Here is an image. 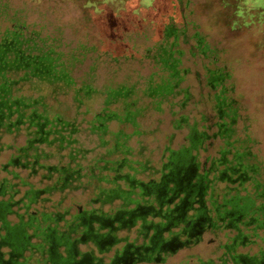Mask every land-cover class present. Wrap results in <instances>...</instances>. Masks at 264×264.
Listing matches in <instances>:
<instances>
[{
    "label": "rangeland",
    "instance_id": "obj_1",
    "mask_svg": "<svg viewBox=\"0 0 264 264\" xmlns=\"http://www.w3.org/2000/svg\"><path fill=\"white\" fill-rule=\"evenodd\" d=\"M235 5L236 0H0V33L16 31L45 38L75 82L71 89L92 88V99L84 103L90 107H81V112L98 113L114 91H129L126 102L132 107H121L124 102L120 101L109 110L120 117L128 111L131 120L112 122L109 127L112 132L130 136L129 145L135 154L140 151L136 156L142 161L160 167L168 149L178 151L189 145L188 134L195 127L208 134L204 147L195 153L204 172L214 159L232 161L234 155L242 153L253 178L242 186L224 179L216 186L217 194L220 200L224 194L231 199L237 187L241 195L255 196L257 208L262 209L259 221L264 224V21L249 20L247 24L248 18L240 17ZM243 12L255 14L259 10L245 8ZM232 20L238 24L234 26ZM163 48L170 50L172 63H178L177 81L158 57ZM213 75L223 78L216 86L210 84ZM166 85L175 87L173 94L157 97L147 92L153 86ZM49 87L42 84L40 93L52 114L76 115L74 92L55 96ZM178 93L185 96L178 97ZM217 100L230 114L237 113L234 122L227 120L233 130L230 139L215 136ZM4 142L11 143V137ZM9 155L3 154L0 162ZM94 196L96 193L88 189L56 194L54 200L63 202L66 221L78 211L114 213L120 207L119 203L94 204ZM206 205L212 210L210 195ZM8 219L16 223L18 216ZM141 226L138 222L129 230L119 231L118 236L144 243V238H139ZM261 226L239 223L233 227L225 219L218 222V228L206 229L199 239L158 261L139 264H223L224 258L226 264H238L226 247L241 232L247 240L238 242L234 254L261 258ZM121 247L123 244L113 247L105 261L111 262ZM81 249L87 250L84 245Z\"/></svg>",
    "mask_w": 264,
    "mask_h": 264
},
{
    "label": "trees",
    "instance_id": "obj_2",
    "mask_svg": "<svg viewBox=\"0 0 264 264\" xmlns=\"http://www.w3.org/2000/svg\"><path fill=\"white\" fill-rule=\"evenodd\" d=\"M227 5L226 2L225 6ZM235 6L238 7L241 14H244L245 8L259 10L255 14L245 13L244 16L238 13L240 17L248 18L247 24L264 21V0H250L249 3L248 0H236ZM232 23L234 26L238 24L234 20ZM63 64L53 46H50L45 38L39 37L38 34L32 33L28 37L24 33L16 31L0 33V104L4 106L0 107V158L6 152H10L9 158L5 162H0L1 261H11L15 264H89L86 263V258L92 256L94 264H100L99 261L101 264H115L118 259L117 255L122 254L125 247L131 246V251L136 250L133 247H142L140 250L142 255L135 254L134 260L129 263L139 264L144 261H158L162 256L169 255V252H173L179 246L188 245L182 242L165 251L161 250L163 244L171 241L174 231L177 233L184 229L185 225L183 222H179L180 219L175 220L173 224L163 217L154 221V226L161 223L159 230L162 236V240L155 249H152L151 238L155 235L156 230L151 225L152 223H148V226H152L149 231L141 226L142 233L139 238H144L145 242L138 244L137 240L130 241L118 236L119 231L129 230L136 224L130 227L115 222L109 226V224L103 223L102 219L98 220L104 215L100 210L78 211L70 221L65 220V210H62L63 202L55 201V195L80 191V188L86 186L96 178V175L103 172V163L106 159L99 158L90 161L92 159L87 156L85 151L77 153V144L72 141V137L69 138L70 132L68 137L65 135L63 141L56 140L52 143L47 142L48 144L44 142L41 154H37L31 147L32 141L41 139L43 121L41 118L45 114L40 110L43 107L38 106L45 103L43 95L40 93L42 84L54 86L56 91H53L52 94L57 96L63 87L71 88L74 83L64 70ZM14 92L22 93L18 100L20 107L17 105L6 107L11 105V93ZM11 111H16L12 117H10ZM19 111L23 115L20 120L18 118ZM11 124L12 126L14 124L12 129ZM14 128L16 130L12 131ZM38 133L39 135H37ZM7 137H11V143L4 142ZM198 144L200 143L198 142ZM117 169L118 164H113L112 170L116 172ZM94 173L96 174L94 175ZM137 188L140 192H146L140 186ZM222 198L215 205L219 207V212L230 225L235 227L237 223L235 222L236 215H228L233 206L238 209L240 207V210L248 207V212L252 213L250 216L256 221L251 225L255 227L261 225L259 215L262 209L257 208L255 196L241 195L238 191L232 195L231 201L226 198V194L222 195ZM215 200L218 199L215 198ZM240 201L242 202L240 203ZM92 212H96L93 214L98 219H88ZM225 212L226 214H224ZM11 215L18 216L16 223L8 219ZM216 225L214 224L211 228L215 229ZM18 227L24 229L23 234L26 239L23 243L25 244L24 250L21 253L17 250L16 252L14 250L17 249L16 246L11 243V235H14L13 231L15 233ZM112 229H114L111 234L112 238L105 243L103 237ZM239 236L244 237L242 232L237 233L236 237L232 239V243L226 247V251L231 253L232 259L238 264H250L242 261L239 258L241 256L234 254L236 245L242 241ZM193 241L196 239H192L191 242ZM73 244H75L74 249L71 248ZM121 244H123L122 250L117 249L111 262H106L105 256L110 253L113 247ZM82 245L87 250L82 251ZM145 249H148V252ZM257 259L261 261L262 256ZM222 262L226 264V259H222ZM200 264H214V262L208 261Z\"/></svg>",
    "mask_w": 264,
    "mask_h": 264
},
{
    "label": "flooded vegetation",
    "instance_id": "obj_3",
    "mask_svg": "<svg viewBox=\"0 0 264 264\" xmlns=\"http://www.w3.org/2000/svg\"><path fill=\"white\" fill-rule=\"evenodd\" d=\"M171 33L172 32H168V35ZM161 51L163 52H159L158 57L162 59V64L165 67L174 72L173 77L177 81L180 74L177 69L178 63H172L171 54L169 52L170 50L167 51L163 48ZM69 78L73 81L70 76ZM219 79H221V77L213 75L210 84L212 86L218 85ZM222 79L220 81H222ZM74 85L75 82L72 87ZM49 86L52 93L53 91H56L54 86ZM71 88H62L59 93L67 96L69 90L70 92L71 90L74 92V106L78 108L76 115L73 117H66L61 113L52 114L50 111V105L47 103L39 104L38 107H43V109L40 110L45 114V116L41 118L43 119L41 125V139L34 140L37 144L32 141L31 147L37 154H41L44 142L52 143L56 140L63 141L65 135L68 137V133L70 132L71 135L69 138L72 137V141L77 144V147L75 146L78 150L77 153H83L85 151L88 154L87 156L92 159L90 161L99 158L106 159L103 163V172L96 175V178L93 181H90L86 186L80 189H91L96 193V196L92 198L94 204L97 202L100 204L102 203L103 205H114L115 203H119L120 207L116 210L114 209V213H111V211L108 213L101 211L104 215L99 219L93 214L96 212H92L89 218L86 217L88 219H98L99 221L102 219L103 223L109 224V226L115 222H120L121 224H126L131 227L140 222L142 228H145L147 231H149L150 227L154 226V221H152L154 219H160L163 217L168 219L170 224H173L175 223V220L180 219L179 222H183L185 227L180 230V232L176 233L174 231L171 241L162 245L161 250L165 251L172 246H177L179 243L185 242L186 244H189L192 239H199L206 229L211 228L214 224H218L219 221L224 220V217L219 212V207H216L215 205L220 199V194H217L216 188L218 183L225 179L231 183H238L242 186L244 182L250 181L251 178H253L250 174V171L252 172L251 167L246 165L242 160V153H238L236 156L234 155L232 161H227L223 157L220 161L214 159L210 169L204 172V170H202V165L198 160V156L195 153L201 151L204 147V144L208 139V134L204 130H198L197 127L192 128L190 134H188L190 140L189 145L182 147L178 151L168 149V155L166 154L160 167L150 164L149 161H142L136 156L140 151L135 154L134 149L129 145L130 136L126 134L124 135L121 132H112L109 127L112 122L131 120V114L128 111L125 113V117H120L118 113L109 110V107H112V105H115L120 101L124 102L120 104L121 107H132V105L127 104L126 102L130 96V93H128L129 91L123 93L121 91H114L106 98V101L103 104L104 108L100 112L91 115L90 110L81 112L80 108L90 107L89 105L84 106V103L85 99L87 101L92 99V88L88 86ZM174 89L175 87L172 85L155 88L153 86L147 89V92L148 94L150 93L151 95H156L158 97L159 95L165 96L173 94ZM21 95L22 93H11V105L9 104L6 107H15L14 105L20 107L18 100ZM177 95L178 97L182 96V98L185 96V94L181 93H178ZM216 99H218V97ZM217 101L218 103L215 107L217 120L213 125L217 128L215 136L221 137V139L226 136L230 139V132L233 130L229 129L227 120L230 119L234 122L233 118L237 113L232 111L230 114L224 109V107H222L223 102L220 100ZM0 107L4 106L0 104ZM15 112L11 111L10 117L15 115ZM22 116V113L19 111V120ZM181 119L184 120L183 117H181ZM180 125L184 126V124ZM13 126L11 124V129ZM14 130H16V128L12 131ZM37 135H39V133ZM198 142L200 144H198ZM115 163L118 164V169L115 170L116 172L112 170L113 164ZM220 165L222 168L221 170H219ZM95 174L96 173H94V175ZM209 174H212L213 177L211 178ZM138 186L146 192H140L137 188ZM235 188L238 191L241 190L237 187ZM208 195H210L212 210L206 205ZM215 198L218 200H215ZM241 202L242 201H240V203ZM240 209V207L238 209L233 206L232 210L228 212L229 216L236 215V224L242 223V225L246 227L256 222L255 220L253 221V217L250 216L252 213L248 212V207L247 209ZM176 213L178 214L175 215ZM245 213L247 214L245 215ZM148 223H152V226H148ZM261 225L264 224L261 223ZM154 227L156 233L151 238L153 243L152 249H155L162 240L161 232L159 230L161 223L159 222ZM16 230L15 233L13 231L14 235H11V243L17 248L14 250L21 253L25 247V244H23L24 240H26L23 234L24 229L18 227ZM113 230L114 229L103 237L105 243H107L108 240H111ZM239 237L242 238V243L246 242L247 237ZM253 242L255 243L256 240H252V243ZM74 247L75 244H73L71 248L74 249ZM131 248V246L125 247V251H123L122 254L117 255L116 258L118 259L115 264H129L134 260L135 254L142 255L140 252L142 247H133L136 249L134 251H131ZM138 248L139 250H137ZM147 250L148 249H145L146 252H148ZM261 256V261H259L257 257L254 258V256H241L239 258L250 264H257L258 262L264 264V252ZM93 260V257L89 256L86 258V263L94 264ZM99 263L101 264V261H99ZM0 264L15 263L11 261L5 262L4 260L1 261L0 259Z\"/></svg>",
    "mask_w": 264,
    "mask_h": 264
}]
</instances>
